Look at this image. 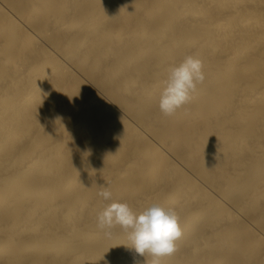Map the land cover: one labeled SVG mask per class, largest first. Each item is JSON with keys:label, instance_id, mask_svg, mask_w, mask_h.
<instances>
[{"label": "bare ground", "instance_id": "1", "mask_svg": "<svg viewBox=\"0 0 264 264\" xmlns=\"http://www.w3.org/2000/svg\"><path fill=\"white\" fill-rule=\"evenodd\" d=\"M113 201L179 213L161 264H264V0H0V264H145Z\"/></svg>", "mask_w": 264, "mask_h": 264}, {"label": "clouds", "instance_id": "2", "mask_svg": "<svg viewBox=\"0 0 264 264\" xmlns=\"http://www.w3.org/2000/svg\"><path fill=\"white\" fill-rule=\"evenodd\" d=\"M206 80L204 62L189 55L178 65L170 66L163 81L159 97V109L165 116H172L190 104L198 86ZM105 201L112 200V193L104 189L98 193ZM97 226L110 237L112 229H122L135 253L145 258L151 257V264H161L163 258L172 256L178 250L177 241L183 237L179 213L159 204L146 207L139 213L126 202L113 201L97 216Z\"/></svg>", "mask_w": 264, "mask_h": 264}]
</instances>
